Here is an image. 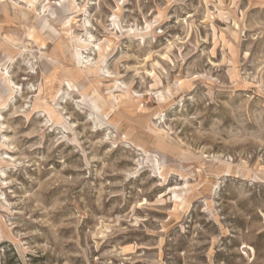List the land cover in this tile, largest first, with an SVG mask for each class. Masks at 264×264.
<instances>
[{"label": "rangeland", "instance_id": "obj_1", "mask_svg": "<svg viewBox=\"0 0 264 264\" xmlns=\"http://www.w3.org/2000/svg\"><path fill=\"white\" fill-rule=\"evenodd\" d=\"M0 264H264V0H0Z\"/></svg>", "mask_w": 264, "mask_h": 264}, {"label": "bare ground", "instance_id": "obj_2", "mask_svg": "<svg viewBox=\"0 0 264 264\" xmlns=\"http://www.w3.org/2000/svg\"><path fill=\"white\" fill-rule=\"evenodd\" d=\"M59 16V15H58Z\"/></svg>", "mask_w": 264, "mask_h": 264}]
</instances>
